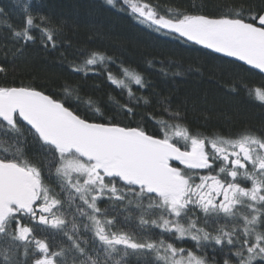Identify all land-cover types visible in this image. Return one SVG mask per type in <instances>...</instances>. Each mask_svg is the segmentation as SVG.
Returning a JSON list of instances; mask_svg holds the SVG:
<instances>
[{"label":"snow or ice","instance_id":"snow-or-ice-1","mask_svg":"<svg viewBox=\"0 0 264 264\" xmlns=\"http://www.w3.org/2000/svg\"><path fill=\"white\" fill-rule=\"evenodd\" d=\"M104 2L161 36L264 73V0H232L215 12L176 0ZM41 6L26 0L23 25H8L0 78L27 62L37 41L46 51L65 43L66 22ZM115 63L95 49L69 68L105 75L124 103L82 97L69 84L62 95L0 84V264H264V128L192 132L182 106L137 95L149 82L125 66L116 76ZM249 94L264 104V86ZM140 105H155L158 115L134 120ZM188 240L192 248L177 243Z\"/></svg>","mask_w":264,"mask_h":264},{"label":"trees","instance_id":"trees-1","mask_svg":"<svg viewBox=\"0 0 264 264\" xmlns=\"http://www.w3.org/2000/svg\"><path fill=\"white\" fill-rule=\"evenodd\" d=\"M26 0H0V48L7 43L11 48L8 25L19 28L24 22L22 5ZM39 4L40 12L56 21H64L65 43L58 50H44L39 41L29 46L27 62L18 63L13 70L8 66L7 79L0 84H33L46 92L62 95L61 85L69 84L80 89L82 97H93L107 103L113 96L121 103L126 95L110 84L103 74L84 77L73 73L69 64L79 52L103 50L117 63L109 66L116 76H121V66L140 72L150 86L137 91V95L157 93L169 97L173 106H182L186 123L192 132L235 135L245 129L264 128V104L249 94V90L264 86V76L247 67L218 57L182 39L161 36L145 25L136 22L127 12L107 5L104 0H32ZM156 2V0H153ZM190 2L203 5V11L215 12L217 6L232 0H176L185 7ZM35 14V8L32 9ZM70 45V46H69ZM14 50V49H13ZM164 69L167 75L161 71ZM199 69V71H196ZM179 72V75L175 73ZM137 86L133 85L134 90ZM151 98V97H150ZM81 113L84 109H80ZM155 105L136 107L141 120ZM110 117L115 113L109 111ZM124 123L122 114L116 117ZM149 131L152 123L142 121ZM183 167V166H181ZM158 231V230H157ZM39 238L45 234L36 233ZM51 244L52 241L49 240ZM192 248L188 240L177 242ZM220 258L219 256L217 257ZM132 264L135 261L132 260Z\"/></svg>","mask_w":264,"mask_h":264},{"label":"water","instance_id":"water-1","mask_svg":"<svg viewBox=\"0 0 264 264\" xmlns=\"http://www.w3.org/2000/svg\"><path fill=\"white\" fill-rule=\"evenodd\" d=\"M188 43H190V44H192V45H195V44H193V43H191V42H188ZM195 46L204 49L202 46H199V45H195ZM204 50H206L207 52H210V53H212V54H214V55H216V56H218V57L224 58V59H226V60H229V61H232V62H235V63H238V64H241V65L247 67L248 69H250V70H252V71H255L256 73H259V74H261L262 76H264V73H261L258 69H253V68H251V66H249V65H245V64H244L243 62H241V61H235L234 58L223 57L222 54L213 53V52H211V50H208V49H204Z\"/></svg>","mask_w":264,"mask_h":264}]
</instances>
